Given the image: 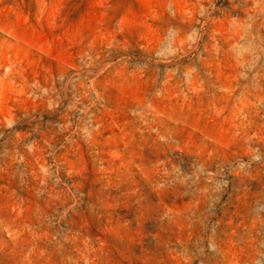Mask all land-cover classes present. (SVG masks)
<instances>
[{
    "label": "rangeland",
    "instance_id": "obj_1",
    "mask_svg": "<svg viewBox=\"0 0 264 264\" xmlns=\"http://www.w3.org/2000/svg\"><path fill=\"white\" fill-rule=\"evenodd\" d=\"M0 264H264V0H0Z\"/></svg>",
    "mask_w": 264,
    "mask_h": 264
}]
</instances>
